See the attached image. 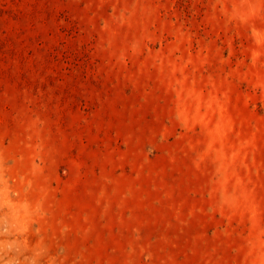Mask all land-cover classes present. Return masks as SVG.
<instances>
[{
  "label": "rangeland",
  "instance_id": "374dc122",
  "mask_svg": "<svg viewBox=\"0 0 264 264\" xmlns=\"http://www.w3.org/2000/svg\"><path fill=\"white\" fill-rule=\"evenodd\" d=\"M0 264H264V0H0Z\"/></svg>",
  "mask_w": 264,
  "mask_h": 264
}]
</instances>
